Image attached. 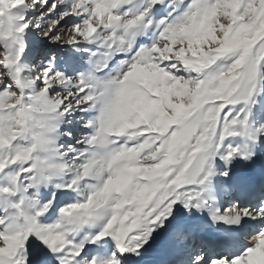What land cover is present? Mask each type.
<instances>
[{
	"label": "snow or ice",
	"instance_id": "obj_1",
	"mask_svg": "<svg viewBox=\"0 0 264 264\" xmlns=\"http://www.w3.org/2000/svg\"><path fill=\"white\" fill-rule=\"evenodd\" d=\"M134 5L0 0V264H146L158 229L163 264H180L175 242L192 228L175 222L177 204L207 208L213 226H228L202 237L191 264H264V199L220 212L204 198L217 175L226 190L264 194V109L253 121L264 91V0ZM157 6L166 14L153 19ZM66 18L75 19L61 27ZM29 30L40 38L36 64L24 59ZM45 40L88 53L86 66L58 69L40 47ZM119 55L126 59L97 75ZM77 112L95 115L85 120ZM74 115L90 132L74 137L62 128ZM229 138L240 143L226 144ZM235 160L247 171H235ZM87 181L94 183L85 193ZM49 185L82 199L43 223L57 211L55 192L43 203L35 198ZM97 224L99 231L75 239ZM245 227L253 231L242 254L211 251ZM106 238L110 251L85 247Z\"/></svg>",
	"mask_w": 264,
	"mask_h": 264
},
{
	"label": "rangeland",
	"instance_id": "obj_2",
	"mask_svg": "<svg viewBox=\"0 0 264 264\" xmlns=\"http://www.w3.org/2000/svg\"><path fill=\"white\" fill-rule=\"evenodd\" d=\"M142 6H143V0H135L134 7H142ZM157 7L160 8L161 11L159 12L154 11L153 19H159L161 15L166 14L165 11L163 10V6H157ZM28 15L34 18L37 15V13L35 11H32L28 13ZM73 19L75 18H66V20L62 22L61 27H63L64 25L68 23H71ZM150 35L151 34H149V36ZM144 39H145V42H150L148 38H144ZM38 40H40V38L38 37V34L35 31L29 30L25 34V41L28 45V48H27L26 53L24 54V59L31 64H36L39 59V55L37 56L32 55V53L36 49V41ZM40 47L42 48V50L47 51L50 55H54L56 57V67L62 71H68L70 69H82L86 66L84 64V61L87 59L88 53L76 52L73 50V48L67 45L52 44L46 40L40 42ZM81 47L94 48V45H81ZM97 58L98 57H93V59H97ZM123 59H126V57L123 55L116 56L112 61H110L109 67L104 69L103 72L98 73L97 75L100 77L105 76L110 71V69H112L116 65L117 61L123 60ZM224 63L226 62L225 61L217 62L218 65H223ZM256 101H257L256 106L253 109V121L256 123H260L261 122V110L264 109V91H262L261 94L256 97ZM75 115H79L83 117V119L86 120L90 118L91 116H94L95 113L89 112L87 114H84V113L77 112ZM75 115L72 117V123L62 125V128L71 130L74 137H78L80 135L90 132V129L83 128L82 124L79 127L78 125L73 127V122L76 120ZM65 141H66V138H61V142H65ZM228 142L238 144L240 143V140L239 138H236L234 140L229 138V140H226L225 143L227 144ZM67 143H73V141H67ZM75 146L77 148L80 147V145H75ZM69 155H71V153ZM214 166L217 170L223 169V164L218 159L214 161ZM232 167L237 172L247 171V169L243 168V162L239 160L233 161ZM70 175L71 174L69 173L65 175L64 177H62L61 179L66 181L70 178ZM221 179L222 178L219 177L218 175L213 177L211 179L210 191L204 194V198L208 196L206 200L209 202L208 204L211 205V207L213 208H214L213 202L214 200H216V202L219 205L220 212H223L225 208L230 207L232 204H236L239 207L256 206L259 203L260 199H264V194L260 192H258L256 197H252V196L242 197L239 194H235L236 190H231V189L226 190L223 187L220 190V188L218 187L221 185L220 183ZM88 183H94V181L81 182L80 184L81 190L85 193L87 192ZM219 190H220V193H218ZM53 192L56 193V197H57V201H56L57 211L53 212L52 210H49V213H46L43 217H41V221L43 223L54 222L58 216L59 207L64 206L66 203L74 202L75 200L82 199V197L79 196L75 192H72L70 194H65V193H62L60 190L55 189L52 185H49L48 187H42L38 195L35 198L40 200L41 203H43L47 199L51 198ZM173 212L176 216L175 222H183L192 228V233H191L192 235L184 239L182 243L180 240H177L175 242L183 249L182 252H184L182 254L183 255L182 259H180L179 261L183 262V264H191V260H189L191 259L190 256H192V254L196 251V249L201 246V241H202L201 238L204 237L207 233L208 234L210 233L212 235H220V234L219 233L217 234L216 232H214L215 227H211L210 225L207 224L210 222L212 223V221L206 209H202L201 211H196V209L193 208L189 211H186L180 204H177L174 207ZM169 219L171 220L172 218L170 217ZM243 230L244 231L242 233L238 231L237 233L233 234L230 240L231 243L229 242L227 245L221 246V250L219 252L222 254H226L229 257L242 254V252L248 246H250V236L252 234L253 229L250 227H245V229L243 228ZM97 231H99V224L94 225L90 228H86L83 232L78 234L75 239L79 241L80 239L83 238L85 234H88V233L94 234ZM204 232H206V234ZM239 234L244 235L245 240L239 243L238 242L234 243L232 240L236 239L237 235ZM153 236H154V239L150 242L149 260L146 262V264H163V261L166 259L165 253L162 249V241L165 238V233L158 229L157 233H154ZM194 239L196 242L194 241ZM197 239H201V240H197ZM197 242L199 243L195 244ZM112 246H113V242L110 239H107L106 244H105V241H101L99 244L85 245V247L88 249H99L101 252L104 251L105 247L107 248L108 251H110ZM226 246L228 247L226 248ZM215 248L216 246L213 247L211 251H213ZM207 250L208 249H206V251ZM227 250H229V252ZM187 257H188V261H186Z\"/></svg>",
	"mask_w": 264,
	"mask_h": 264
},
{
	"label": "bare ground",
	"instance_id": "obj_3",
	"mask_svg": "<svg viewBox=\"0 0 264 264\" xmlns=\"http://www.w3.org/2000/svg\"><path fill=\"white\" fill-rule=\"evenodd\" d=\"M35 38V37H34ZM36 39V38H35ZM33 59V58H32ZM31 59V60H32ZM76 125H78V127L79 126H81V123L80 122H78L77 120H75L74 122H73V127L74 126H76ZM218 188H220V190H221V188H222V186L220 185ZM220 190L218 191V193H220ZM236 192V193H235ZM234 193L235 194H239V195H241L242 197H246V196H252V197H256L255 195H257L258 194V192H260V191H255V192H248V193H241V192H239V191H235ZM231 193H233V192H231ZM254 193V194H253ZM261 193V192H260ZM241 197V198H242ZM206 198H208V196L206 197ZM205 198V199H206ZM219 201V200H218ZM209 203V202H208ZM214 208L213 209H216V208H218L219 209V205H218V203L216 202V200H214ZM229 204V203H228ZM211 206V205H210ZM248 207V206H247ZM250 207V206H249ZM206 209V211H208V209L207 208H205ZM205 211V210H204ZM208 225H210L211 227H215V228H220V229H224V228H227L228 226H226V225H222V224H217V225H215V226H213L212 225V223L210 222V223H207ZM190 227V226H189ZM245 229V228H244ZM241 233L244 231L243 229H241V230H239ZM198 232H200V231H198ZM239 232V233H240ZM205 234H206V232H204ZM210 234V233H209ZM218 234V233H217ZM220 234V233H219ZM192 235V234H191ZM197 235V234H196ZM206 235H208V233L206 234ZM204 236V235H203ZM200 238H201V236H200ZM202 239V238H201ZM201 239H197V240H201ZM245 240V238H244V235H241V234H239V235H237V237H236V239H234V240H232L234 243H236V242H242V241H244ZM231 243V242H230ZM229 246V245H228ZM228 246H226V248L228 247ZM213 247H215V246H213ZM230 247V246H229ZM232 247V246H231ZM184 252H181V255H179V257H178V259L180 260V259H182V257H183V254ZM160 261V260H159ZM186 261H188V257L186 258ZM180 264H183V262H180Z\"/></svg>",
	"mask_w": 264,
	"mask_h": 264
}]
</instances>
